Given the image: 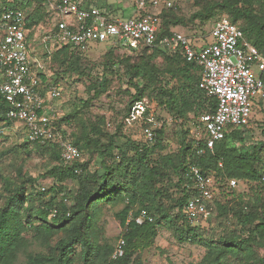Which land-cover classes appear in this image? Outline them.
<instances>
[{"label":"trees","instance_id":"obj_1","mask_svg":"<svg viewBox=\"0 0 264 264\" xmlns=\"http://www.w3.org/2000/svg\"><path fill=\"white\" fill-rule=\"evenodd\" d=\"M193 1L197 10L189 18L179 16L176 6L163 10L156 47L144 48L136 57L118 48L105 47L108 50L102 65L105 73L119 74L121 87H127L126 116H130L136 102L148 100L157 117L182 120L176 123L180 127L177 135L182 140L178 152L162 153L168 145L163 139L166 127L158 130L154 142L148 144L127 137L122 132V124L115 133L104 138L106 134L99 126L89 127L80 122L81 109L89 108L91 101H82L81 109L55 124L56 130L78 147L82 160L66 164L57 144L31 143L22 132L24 152L43 153L50 164L37 178L28 175L23 168H19L12 179L0 175V264H18L20 254L25 256L23 264H144L142 252L153 246L161 227L173 230L179 242L205 246V256L195 264H227L231 259L237 264L263 263L264 129L263 138L257 141L253 128L256 120L252 116L249 126L230 127L225 139L217 143L213 151L197 155L198 147L191 131L202 115L216 111L218 102L201 88L202 68L187 62L180 47L172 49L160 42L179 32V27L187 28L197 22L208 24L224 13L264 55V0ZM86 3L91 5L89 0ZM8 9L25 11L29 45L37 26L47 21L52 29L53 19L43 0H0V17ZM146 13L142 12L141 16ZM91 51L81 52L72 45H55L51 63L61 69L60 77L76 74L84 78L91 75L87 64ZM107 83L105 74L92 83L95 98L107 91ZM9 107L0 95V135L14 125L7 117ZM258 107L264 112V101L256 103L253 114ZM72 122H77L76 129L68 133L62 126L72 125ZM250 141L255 144H249ZM85 153L90 154V160L96 159L93 169L91 161L84 162ZM6 155L7 152H0V161ZM193 164L203 173L215 172L216 195L227 197L233 195L241 183L254 184V194L247 199L239 195L233 207L215 197L213 215L216 213L219 219L231 217L240 232L225 230L217 238H207L187 218L186 205L195 193L187 177L189 166ZM40 179H52L55 184L41 191ZM231 179L237 181L236 188L229 187ZM70 181L77 183L75 192L67 191L65 183ZM170 189L176 192L171 193ZM60 194L64 197L58 202ZM119 205L122 208L115 217L122 229L120 239L125 240L126 245L123 256L113 258L115 246L105 241L100 215L105 209ZM52 210H57L54 217ZM143 212L147 218L138 224L136 219ZM27 234L39 241L45 252H28Z\"/></svg>","mask_w":264,"mask_h":264},{"label":"built area","instance_id":"obj_2","mask_svg":"<svg viewBox=\"0 0 264 264\" xmlns=\"http://www.w3.org/2000/svg\"><path fill=\"white\" fill-rule=\"evenodd\" d=\"M43 1L53 19L52 29L43 41L46 49L51 45H72L87 52L105 45L126 54H137L144 48L157 46L161 14L166 8H174L178 0H134L138 15L129 18L88 5L87 0ZM26 19L21 9H8L0 17V95L10 106L8 119L22 127L29 142L57 144L63 161L72 164L82 160L83 155L56 130L57 114L52 106L61 99L63 90L59 84L44 85L46 67L32 54ZM210 36L213 41L201 46L179 32L160 42L172 49L180 47L187 62L200 66L201 88L207 96L217 99L216 111L202 115L191 131L199 156L213 151L230 127L249 126L254 106L264 101V55L228 19L214 24ZM130 118L145 123L143 133L151 143L158 130L182 121L171 116L157 117L147 100L134 104ZM215 176V172L203 173L198 165L189 166L187 177L195 193L186 205V216L192 223L206 221L214 213ZM228 185L236 188L237 181L231 179ZM51 213L54 217L57 210ZM146 218L143 212L136 222L142 224ZM125 245L122 239L112 257H122Z\"/></svg>","mask_w":264,"mask_h":264},{"label":"rangeland","instance_id":"obj_3","mask_svg":"<svg viewBox=\"0 0 264 264\" xmlns=\"http://www.w3.org/2000/svg\"><path fill=\"white\" fill-rule=\"evenodd\" d=\"M12 1V0H11ZM92 5L99 3L104 9L109 8V6L115 7V12L112 15L117 17L129 18L137 16L138 12L135 9L134 0H89ZM176 13L179 16H185L189 18L194 14L197 8L194 6L193 0H182L176 4ZM228 19L226 14L218 15L212 22L208 24H200L189 26L187 28L179 27V33L184 36H188L194 43L198 45H203L205 43H210L213 41L210 36V31L214 24L217 22ZM50 29L49 23L46 21L44 24H40L36 27L34 31V40L30 43L32 54L40 61H43L46 67V80L43 81L44 85L49 84H59L62 88V97L58 101L53 102V107L56 110L57 121L63 119L66 115L72 113L78 108L81 109L82 101H91L89 108L81 109V121L83 124L99 126L105 132L104 138H108V135L115 133L117 126L122 124V132L132 140L141 143H151L147 140L143 133V123L140 121H135L126 116V108L129 103V95L126 93L127 87H121L119 83V78L116 73H105L103 62L106 60L105 52L108 50L105 45H100L97 49L92 50L87 57V64L89 66L88 71L91 72L90 76L84 78H78L76 74L65 75L60 77L61 69L56 65L53 66L51 63V57L54 52V45L45 48L44 40L48 35V30ZM143 52V51H142ZM137 54H127L129 56H138ZM161 65V59L158 60ZM107 72V71H106ZM108 76V87L107 91L102 94L99 98L94 97V91L91 89L92 83L95 84L97 78H102L103 75ZM46 93V92H45ZM44 93V95H45ZM46 96V95H45ZM148 101V100H147ZM151 104V103H150ZM151 107V106H150ZM152 108V107H151ZM193 116H190L192 119ZM253 120H256L253 124L255 128L256 138H263L261 133L264 129V112L258 107L254 109ZM56 121V122H57ZM262 123H259V122ZM81 123V124H82ZM72 125H63L62 128L68 133L76 129L77 122H72ZM262 125V127L258 126ZM166 127L164 135V143L167 149L162 152L163 154L176 153L180 149L182 140L178 134L180 127L178 124L173 123ZM23 129L20 125H13L12 128H8L2 131L0 135V152H7V155L0 161V175L6 176L12 179L16 176V171L19 168H23L24 172L28 175L37 178L38 176L44 174L48 165L50 164V159L44 156L43 153L33 151L30 154H26L22 149L23 145ZM24 134V133H23ZM249 144H255L254 141H250ZM153 143V142H152ZM264 155V154H263ZM264 157V156H263ZM90 154L85 153L84 162L91 161L90 168L95 167L96 159L90 160ZM157 158V157H155ZM55 184L52 179H40L39 187L41 191L49 190ZM67 191L75 192L77 190L76 182L65 183ZM0 185V192H1ZM171 193L176 192L174 189H170ZM254 194V184L249 182L241 183L237 187L236 192L230 196H221L217 193L216 198L219 202L227 206H235L239 200L238 196H245L249 198ZM64 197L63 194L57 196V201L60 202ZM122 208L119 205L115 208L105 209L102 211L100 217L102 220V225L104 228V238L106 242L115 246L117 248L120 239L122 229L115 217V213ZM201 220L199 222L192 223L194 227L200 228V232L205 234V237L217 238L227 231L240 232V227L236 222L230 217L228 219H219L216 215H212L208 221ZM204 230V231H203ZM27 239L30 244L28 247V252L37 253L45 252L44 247L39 241L32 238L31 235L27 234ZM206 254V248L200 244H193L191 242H179L173 230L166 227H161L159 229L158 237L152 247L142 252V257L144 264H189V263H199ZM25 262L24 254H20L18 264H23ZM227 264H237L234 259L229 260Z\"/></svg>","mask_w":264,"mask_h":264},{"label":"crops","instance_id":"obj_4","mask_svg":"<svg viewBox=\"0 0 264 264\" xmlns=\"http://www.w3.org/2000/svg\"><path fill=\"white\" fill-rule=\"evenodd\" d=\"M91 6H95V7L99 6V7H101L102 10H105V11H107L109 13L115 12V7H112V6H109L108 10L104 9L103 6H101L99 3H96V5H92L91 4Z\"/></svg>","mask_w":264,"mask_h":264}]
</instances>
